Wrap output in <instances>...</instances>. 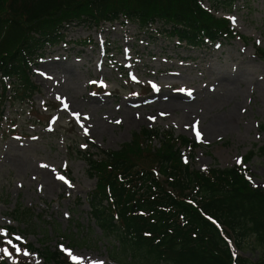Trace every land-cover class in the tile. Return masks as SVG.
Masks as SVG:
<instances>
[{
    "label": "rangeland",
    "instance_id": "obj_1",
    "mask_svg": "<svg viewBox=\"0 0 264 264\" xmlns=\"http://www.w3.org/2000/svg\"><path fill=\"white\" fill-rule=\"evenodd\" d=\"M201 3L216 17L227 18L247 39L229 37L217 46L208 42L193 49L176 45L175 37L156 34L151 39L147 28L131 22L67 27L64 41L45 46L44 56L31 64L32 80L40 86L33 96L34 106L9 100L0 104V249L11 253L5 256L0 251V256L7 263L19 259L27 264H52L44 263L37 253L47 247L66 249L91 264H121L110 257L114 242L89 215L85 197L94 190L96 178L88 174L80 152L118 149L145 126L196 139L200 146L188 163L201 170L234 166L252 151L244 165L246 175L251 185L264 188V153L259 151L264 146V59L256 54L257 47L264 50V0H233L225 7L211 0ZM239 63L253 66L252 80L243 77ZM212 66L231 71L237 83L242 81L235 86V122L227 130H208L211 115L201 117L207 96L198 89L208 93L205 84L210 82ZM194 87L197 98L189 100L190 107L163 103L169 95L187 93L179 89L192 92ZM152 144L157 146L158 139ZM41 169L48 176L38 173ZM18 203L31 209L33 227L11 217ZM8 225L21 230L20 235L8 234L4 229ZM28 244L38 251L27 250ZM238 252L255 260L259 251Z\"/></svg>",
    "mask_w": 264,
    "mask_h": 264
},
{
    "label": "trees",
    "instance_id": "obj_2",
    "mask_svg": "<svg viewBox=\"0 0 264 264\" xmlns=\"http://www.w3.org/2000/svg\"><path fill=\"white\" fill-rule=\"evenodd\" d=\"M211 1L223 7L233 2ZM119 21L147 28L151 39L175 37L184 48L247 39L200 0H0V104L34 106L40 86L32 80L31 64L44 56L45 46L64 41L67 27ZM256 54L264 59L263 49L257 47ZM132 137L118 149L80 152L96 178L86 196L89 215L114 242L110 257L121 264H264V188L251 185L243 164L191 166L188 159L200 144L171 129L145 126ZM252 156L248 152L242 162ZM10 215L32 226L30 208L18 203ZM248 248L259 251L255 260L238 252ZM43 249L45 263L74 264L59 250ZM0 264L9 263L0 257Z\"/></svg>",
    "mask_w": 264,
    "mask_h": 264
},
{
    "label": "bare ground",
    "instance_id": "obj_3",
    "mask_svg": "<svg viewBox=\"0 0 264 264\" xmlns=\"http://www.w3.org/2000/svg\"><path fill=\"white\" fill-rule=\"evenodd\" d=\"M240 73L243 74V77H248L247 80H252L254 76H252V70L253 66H250V64L243 65L240 64ZM48 68L46 67L45 70H42L44 74H47ZM208 72H210L211 77L210 82L206 83L205 85L207 86L208 93L203 90L202 88L198 89L200 93L205 97L202 101L207 102L203 108V114L201 117L204 116V114L211 115L209 121L206 123V128L208 130H213V129H224L227 130L229 129L232 124L235 122V107L236 104L234 103L235 99V94L237 92V88H235L236 85L240 86L241 82H236V79H233L231 77V71L228 73L224 69H217L215 67H209ZM215 74V75H213ZM63 78H66L63 76ZM63 80L60 82L62 85ZM197 90L196 87L192 89L191 95L189 96L187 93H180L177 95H169L167 97L166 102H163L167 104L168 106L171 107H177V105H183L185 107H190L192 104L190 99H195L197 98ZM209 96V97H208ZM212 98L213 100H211ZM210 100V101H209ZM222 106H226L227 108L220 113L217 111L218 108H222ZM224 108V107H223ZM205 117V116H204ZM29 165H33L30 163ZM37 171V170H36ZM38 172V171H37ZM47 171L44 169L39 170L38 173H41L43 176L47 175ZM69 257L73 259V255L66 249H64ZM74 262H78L79 264H91L92 261L88 260L86 262L79 261V259L73 260Z\"/></svg>",
    "mask_w": 264,
    "mask_h": 264
},
{
    "label": "snow or ice",
    "instance_id": "obj_4",
    "mask_svg": "<svg viewBox=\"0 0 264 264\" xmlns=\"http://www.w3.org/2000/svg\"><path fill=\"white\" fill-rule=\"evenodd\" d=\"M232 19H233V22H235V18H232ZM133 79H135V77H133ZM92 83H95V82H92ZM179 91H181V92H185L186 91L189 96L191 95V90L179 89ZM65 107H67V105H65ZM85 119H88V117H85ZM150 119H154V118H150ZM117 123H119V122L117 121ZM82 127H83V125H82ZM84 131H85V135H87L88 134V129L85 128ZM196 136H197V139L199 140L201 134H200V132L198 130L196 131ZM237 163L238 164L240 163L239 159L237 160ZM59 178L63 179V177H59ZM2 231L3 230H0V232H2ZM15 239L16 240H21V238L18 237V236L15 237ZM6 243L11 245L13 248H15L17 254L21 253V251H22L21 248L18 245L13 244L12 240H8ZM0 251H2L5 256L11 255V253L8 250V248L0 249ZM23 254L24 255H28L29 253L27 251H24ZM75 259H76V257H73V260H75ZM96 264H103V262H96Z\"/></svg>",
    "mask_w": 264,
    "mask_h": 264
}]
</instances>
